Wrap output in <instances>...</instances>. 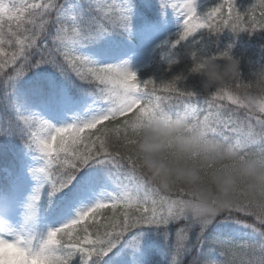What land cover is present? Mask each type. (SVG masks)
Returning a JSON list of instances; mask_svg holds the SVG:
<instances>
[{
	"label": "snow or ice",
	"instance_id": "snow-or-ice-1",
	"mask_svg": "<svg viewBox=\"0 0 264 264\" xmlns=\"http://www.w3.org/2000/svg\"><path fill=\"white\" fill-rule=\"evenodd\" d=\"M262 32L264 0H0V264H264V211L242 201L198 220L121 150L184 114L264 157V107L232 90L243 72L210 94L189 83L206 56L241 68L240 34ZM206 244L218 255L202 261Z\"/></svg>",
	"mask_w": 264,
	"mask_h": 264
},
{
	"label": "clouds",
	"instance_id": "clouds-1",
	"mask_svg": "<svg viewBox=\"0 0 264 264\" xmlns=\"http://www.w3.org/2000/svg\"><path fill=\"white\" fill-rule=\"evenodd\" d=\"M197 71L204 94L232 88L241 76L235 57L221 62L206 56ZM232 90L246 111L264 107V76ZM210 132L211 125L191 122L184 114L158 116L143 123L134 142L121 150H131L136 170L148 184L169 193L182 189L187 211L198 220H210L242 201L264 211V157L242 158L239 150Z\"/></svg>",
	"mask_w": 264,
	"mask_h": 264
},
{
	"label": "trees",
	"instance_id": "trees-1",
	"mask_svg": "<svg viewBox=\"0 0 264 264\" xmlns=\"http://www.w3.org/2000/svg\"><path fill=\"white\" fill-rule=\"evenodd\" d=\"M215 2H217V0H211L210 2L209 1L206 2L205 0H203L202 2L198 3V11H201V12L205 11L207 7L211 6ZM253 2L254 0H237V5L243 11L250 3H253ZM229 39H230V35L227 33V31L221 34V36L219 37L220 50L224 49ZM262 44H264V32L259 33V34H253L252 36H249L247 33L240 34V37L237 40V47L234 49V51H236L237 55H240L241 53H243V59L241 60V72H243V79L240 81L241 84H247L249 82L255 83L256 77L253 75H250V73L253 71H259L261 68V65L257 63L254 66H250L247 61L249 58L258 60L259 54L261 51L260 45ZM213 50H215V48ZM261 62H264V60H262ZM183 68H184V65H181L175 69V72L178 73ZM189 83L197 84L199 86V80L195 78L191 80ZM174 103L176 102L174 101ZM242 114L243 113H241V115ZM209 247H210L209 245L207 244L205 245L203 254L201 255L202 261L218 255L215 252H210ZM184 264H188L187 259L185 260Z\"/></svg>",
	"mask_w": 264,
	"mask_h": 264
}]
</instances>
